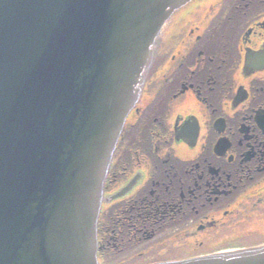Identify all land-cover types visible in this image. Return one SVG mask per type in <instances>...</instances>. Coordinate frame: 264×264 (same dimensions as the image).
Returning <instances> with one entry per match:
<instances>
[{"label":"water","instance_id":"1","mask_svg":"<svg viewBox=\"0 0 264 264\" xmlns=\"http://www.w3.org/2000/svg\"><path fill=\"white\" fill-rule=\"evenodd\" d=\"M192 0H0V264H97L103 182ZM171 264H264V247Z\"/></svg>","mask_w":264,"mask_h":264},{"label":"flooded vegetation","instance_id":"2","mask_svg":"<svg viewBox=\"0 0 264 264\" xmlns=\"http://www.w3.org/2000/svg\"><path fill=\"white\" fill-rule=\"evenodd\" d=\"M116 149L104 253L138 244L122 263L152 264L264 243V0H194L171 19Z\"/></svg>","mask_w":264,"mask_h":264},{"label":"rangeland","instance_id":"3","mask_svg":"<svg viewBox=\"0 0 264 264\" xmlns=\"http://www.w3.org/2000/svg\"><path fill=\"white\" fill-rule=\"evenodd\" d=\"M191 100H184L183 102H181L178 106H177V110L178 111H187V107H190L191 104Z\"/></svg>","mask_w":264,"mask_h":264}]
</instances>
